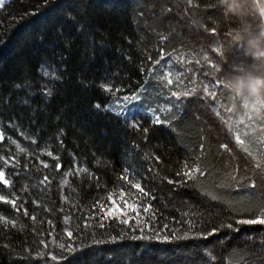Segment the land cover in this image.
Returning <instances> with one entry per match:
<instances>
[{
  "label": "trees",
  "instance_id": "16d2710c",
  "mask_svg": "<svg viewBox=\"0 0 264 264\" xmlns=\"http://www.w3.org/2000/svg\"><path fill=\"white\" fill-rule=\"evenodd\" d=\"M243 22L221 0L4 1L0 264H264V225L237 223L264 207L244 151L264 120L225 86L256 68ZM121 191L128 223L99 210Z\"/></svg>",
  "mask_w": 264,
  "mask_h": 264
},
{
  "label": "clouds",
  "instance_id": "9594fccd",
  "mask_svg": "<svg viewBox=\"0 0 264 264\" xmlns=\"http://www.w3.org/2000/svg\"><path fill=\"white\" fill-rule=\"evenodd\" d=\"M250 4L251 11L264 23V0H250ZM221 7L229 16L243 18L244 22L236 29L237 38L247 42L246 55L256 66L255 71L234 77L225 86L242 100L247 119L264 120V31L253 33L245 0H221Z\"/></svg>",
  "mask_w": 264,
  "mask_h": 264
},
{
  "label": "snow or ice",
  "instance_id": "6c2138e0",
  "mask_svg": "<svg viewBox=\"0 0 264 264\" xmlns=\"http://www.w3.org/2000/svg\"><path fill=\"white\" fill-rule=\"evenodd\" d=\"M4 0H0V7L3 6ZM189 3H191V0H189ZM47 74V73H46ZM169 84L172 83V79H168L167 81ZM190 93L185 92L184 95H189ZM173 95H176L177 97L179 96V94L177 92H173ZM213 95H215V93H213ZM136 97H132V99H135ZM125 99H128V97H125ZM97 107H99V105H97ZM157 123H160L161 121H159V118H157ZM4 139L3 134L0 133V141H2ZM237 142L243 144L244 142L242 140H240L239 135L236 136ZM19 147V146H18ZM20 151H24V149H20ZM245 152L248 153L249 156H251L255 162V167L256 169L262 170L264 171V156L257 158L252 152L248 151L247 148L244 149ZM48 155H51V153H48ZM5 163H7V161H5ZM44 167L47 168L48 165L44 164ZM57 169L60 168V165H56ZM82 171H86L83 170ZM196 172H200L199 168H193L190 171H185L184 175L185 176H192L194 173ZM203 174V173H201ZM234 178V177H233ZM48 177L45 176L44 177V181H47ZM42 181V183L44 182ZM171 183V181H169ZM66 183V181H65ZM0 184H3L5 186H9L10 182L9 180L6 179L5 177V173L3 171H0ZM132 187L135 188L139 193H141L143 196L147 197L148 193L141 187V185L139 183H135L132 184ZM125 195L126 193L121 191L119 193V197L118 200L121 201L123 203V208L120 207V204L118 203L117 199H114L112 195L108 196V200L111 202V204L109 206H105L104 204H100L99 205V210L100 212L103 214V218H109V217H113L115 216L116 219H120L121 216L126 217L123 220H120L121 223H128V212H135L137 216L140 215V212L138 211V207H139V199L138 198H132V201L129 202V200L125 199ZM130 195V194H129ZM0 201H3L4 203H8L11 204L13 207H17L16 205V201L15 199L13 200H6L4 196H0ZM144 212H148L149 208L147 206H145L143 208ZM33 220H35V217H33ZM0 223H9V221L5 220L3 217H0ZM237 223L240 224H249V225H264V207H262V210L258 213V215L255 218L252 219H243V220H238ZM103 226V225H101ZM229 227H231V225H229ZM67 236L69 238H72V232L69 231L66 233ZM214 234V230L212 233H209V235ZM204 238H207V236H205ZM60 247H64L63 244L60 245ZM53 260L56 259L55 256L52 257Z\"/></svg>",
  "mask_w": 264,
  "mask_h": 264
},
{
  "label": "rangeland",
  "instance_id": "374dc122",
  "mask_svg": "<svg viewBox=\"0 0 264 264\" xmlns=\"http://www.w3.org/2000/svg\"><path fill=\"white\" fill-rule=\"evenodd\" d=\"M4 1H7V0H4Z\"/></svg>",
  "mask_w": 264,
  "mask_h": 264
}]
</instances>
